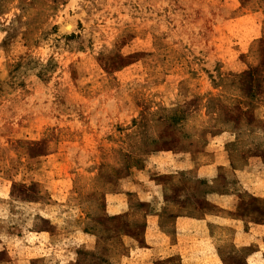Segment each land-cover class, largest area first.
Segmentation results:
<instances>
[{"label": "rangeland", "instance_id": "obj_1", "mask_svg": "<svg viewBox=\"0 0 264 264\" xmlns=\"http://www.w3.org/2000/svg\"><path fill=\"white\" fill-rule=\"evenodd\" d=\"M225 133L264 225V0H0V264H188L147 227L165 199L209 207L173 163ZM252 229L217 231L222 264H264Z\"/></svg>", "mask_w": 264, "mask_h": 264}, {"label": "crops", "instance_id": "obj_2", "mask_svg": "<svg viewBox=\"0 0 264 264\" xmlns=\"http://www.w3.org/2000/svg\"><path fill=\"white\" fill-rule=\"evenodd\" d=\"M232 134H224L217 138L218 145L221 144L211 161L197 165L193 159H188L184 162L173 163L177 166V170L181 173H190L194 170L199 181L200 190L196 196L191 195V189L185 188V193H182L186 198L202 199L209 207L201 208L197 206V210L192 205V200L187 204H175L171 200L165 199L161 204L159 213L168 211L169 220L162 224L159 222V217L153 220L149 239L152 242H147L154 248L169 249H185L181 253V261L188 262L189 250L200 248L201 254L192 258V263L195 264H222L223 260L219 253V236L217 231L227 232L231 242L240 243L242 246L250 245L253 241L252 229L253 225L264 228V225L253 223L248 219L243 212L236 211L237 199L239 200V189L246 192V186L250 185L249 177H245V167L236 168L231 161L229 154L224 152L233 141ZM227 139L230 141L226 143ZM220 146V145H219ZM225 155V157L223 156ZM246 166V165H245ZM229 169V170H228ZM229 171L233 174V180L229 176V181L223 182L220 171ZM238 174V176H236ZM260 190L257 189V197L264 201V180L258 184ZM250 187V186H248ZM202 189V190H201ZM182 199V197H181ZM167 209V210H165ZM190 213H195L192 215ZM153 218V217H151ZM150 223V222H149ZM159 223V224H158ZM227 235V237H228ZM154 239V240H153ZM156 240H162L155 242ZM264 244V243H262ZM262 248L264 249V245Z\"/></svg>", "mask_w": 264, "mask_h": 264}, {"label": "bare ground", "instance_id": "obj_3", "mask_svg": "<svg viewBox=\"0 0 264 264\" xmlns=\"http://www.w3.org/2000/svg\"><path fill=\"white\" fill-rule=\"evenodd\" d=\"M71 27H72V26H68V27H66V28H67V29H68V31H69L70 29H72Z\"/></svg>", "mask_w": 264, "mask_h": 264}]
</instances>
